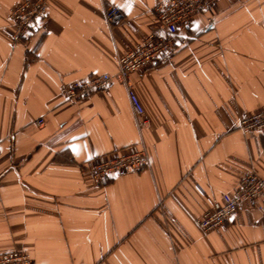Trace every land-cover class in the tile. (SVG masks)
Listing matches in <instances>:
<instances>
[{
  "label": "crops",
  "instance_id": "obj_1",
  "mask_svg": "<svg viewBox=\"0 0 264 264\" xmlns=\"http://www.w3.org/2000/svg\"><path fill=\"white\" fill-rule=\"evenodd\" d=\"M0 0V254L34 264H264V196L222 227L194 220L249 173L264 179V136L238 130L264 110V0H218L194 15L171 55L132 73L148 127L138 129L118 59L159 34L162 0H46L19 43ZM33 1V0H30ZM116 6L134 26L109 25ZM108 73L80 101L63 83ZM42 120L39 126L36 121ZM144 146L149 166L94 181L88 161Z\"/></svg>",
  "mask_w": 264,
  "mask_h": 264
},
{
  "label": "built area",
  "instance_id": "obj_2",
  "mask_svg": "<svg viewBox=\"0 0 264 264\" xmlns=\"http://www.w3.org/2000/svg\"><path fill=\"white\" fill-rule=\"evenodd\" d=\"M218 0H162L153 9L159 34H150L135 45L131 51L118 59L117 76L123 81L138 129L148 127L143 110L131 91L132 73L144 70L172 54L175 36L184 29L191 18L197 14L213 15V6ZM46 0H23L8 16L12 27L11 39L14 43L25 40L37 23L46 15ZM106 22L116 24L119 20L134 29L131 20L124 19L123 13L114 5L104 10ZM113 76L108 73L92 76L83 81L63 83L58 89L65 101H80L94 93L107 89ZM42 120L36 121L39 126ZM238 130L243 134L259 133L264 136V110L255 114H242ZM149 166L146 148L140 144L127 146L121 153L100 155L88 161L91 178L100 182L122 174L141 171ZM264 196V179L252 172L243 177L231 194H225L220 201L212 203L211 208L194 220L202 233H209L222 227L241 208L244 203H257ZM0 264H34L30 255L23 251L0 254Z\"/></svg>",
  "mask_w": 264,
  "mask_h": 264
}]
</instances>
